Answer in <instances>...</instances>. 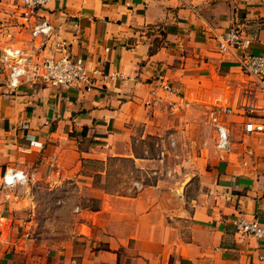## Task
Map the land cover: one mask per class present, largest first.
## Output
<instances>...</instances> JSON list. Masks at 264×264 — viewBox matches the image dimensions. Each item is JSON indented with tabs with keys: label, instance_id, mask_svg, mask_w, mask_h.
<instances>
[{
	"label": "crops",
	"instance_id": "0c3cea01",
	"mask_svg": "<svg viewBox=\"0 0 264 264\" xmlns=\"http://www.w3.org/2000/svg\"><path fill=\"white\" fill-rule=\"evenodd\" d=\"M18 4L0 0V52L28 44ZM41 15L54 39L105 76L83 94L0 86V264H264L261 242L239 238L234 225L237 217L264 223L261 172L166 164L183 156L176 144L193 133L195 99H215L225 87L253 92L239 51L219 52L217 43L237 25L250 39L248 51L263 55L264 0H48ZM231 116L242 133L238 115L224 119ZM110 159L129 160L132 172L154 180L133 178L125 192L106 191L95 181L107 175ZM87 162L102 167L88 173ZM6 169L25 180L8 187ZM65 183L86 186L99 200L78 208L75 234L85 246L72 242L48 259L11 241L8 219L21 206V188Z\"/></svg>",
	"mask_w": 264,
	"mask_h": 264
},
{
	"label": "rangeland",
	"instance_id": "374dc122",
	"mask_svg": "<svg viewBox=\"0 0 264 264\" xmlns=\"http://www.w3.org/2000/svg\"><path fill=\"white\" fill-rule=\"evenodd\" d=\"M252 91L249 95L241 90L234 91L225 87L221 96L215 99L221 98L222 103L230 106L234 111L238 110L244 102L263 105L262 92L255 87ZM242 95L245 97L242 98ZM207 99L202 100L198 97L196 101L194 100L193 133L190 138L178 139L176 144H182L183 156L169 157L166 164L173 166L175 163H190L200 169L215 166L221 169V167L229 166L241 175L261 172L264 168V138L260 135L245 136L241 133L239 125H232V127L230 125V150L225 154L217 151L213 127L209 123V110L216 100ZM233 119L235 118L231 116L225 122L231 124ZM173 142L175 145L176 141L173 140ZM149 143L151 146L154 145L156 139L151 138ZM138 147H141V144H138ZM84 165L88 173L95 166L102 167L101 164L94 162H87ZM106 165L107 175L96 178L95 181L106 191L125 192L133 178L143 183L154 180L145 173L132 172V163L126 159H110ZM137 191L138 189L135 188L131 192ZM20 194L23 196L21 206L13 209L8 219L10 230L7 231L11 241L37 256H49L48 259H52L53 255L60 251L69 249L72 242L75 243V249L85 246V241L79 240L78 235L75 234L76 219L81 217L78 208H95L99 205V200L91 197L86 186L80 188L71 183H65L61 189L59 187H33L32 189L22 187ZM82 237H84L83 234Z\"/></svg>",
	"mask_w": 264,
	"mask_h": 264
},
{
	"label": "built area",
	"instance_id": "2783aa9c",
	"mask_svg": "<svg viewBox=\"0 0 264 264\" xmlns=\"http://www.w3.org/2000/svg\"><path fill=\"white\" fill-rule=\"evenodd\" d=\"M19 28L27 29V45H9L0 52V86L9 92H16L28 86L30 89L53 87L57 90L74 89L78 93H87L100 87L105 76L97 67H90L86 58L72 53L70 44L63 39H54L53 27L41 15L48 0H18ZM250 39L237 26H229L219 37V52L237 50L240 72L262 92L263 105L243 103L234 111L216 99L209 110V123L213 127L215 147L225 154L230 150V124L224 116L238 115L243 122L242 133L245 136L264 138V54L256 55L248 51ZM169 93L176 91L168 84H161ZM219 102V103H217ZM264 176V168L261 171ZM8 187L25 180L20 170L6 169L2 175ZM4 216L0 212V225ZM239 238H254L261 242L258 259L264 263V223L255 217L246 219L237 217L234 221ZM1 237V230H0Z\"/></svg>",
	"mask_w": 264,
	"mask_h": 264
}]
</instances>
